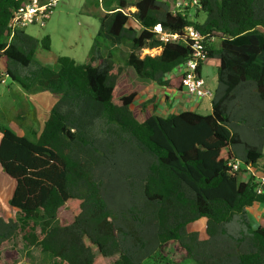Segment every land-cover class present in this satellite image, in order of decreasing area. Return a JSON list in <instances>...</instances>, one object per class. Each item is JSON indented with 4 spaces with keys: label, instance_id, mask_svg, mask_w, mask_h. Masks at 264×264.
<instances>
[{
    "label": "trees",
    "instance_id": "obj_1",
    "mask_svg": "<svg viewBox=\"0 0 264 264\" xmlns=\"http://www.w3.org/2000/svg\"><path fill=\"white\" fill-rule=\"evenodd\" d=\"M27 1L0 0V80L8 75L56 102L38 130L27 125L35 140L0 124V166L15 182L8 215L0 212V264H18L24 251L47 253L52 264H95L98 256L108 264H264V216L252 228L247 215L264 208V191L227 165L242 158L257 167L264 157L256 144L238 151L245 131L229 125L236 102L264 133V0H187L182 10L172 9L176 0H100L97 36L110 46L95 38L83 62L61 55L56 68L24 73L37 46L50 47L48 35L37 39L24 27L9 39L12 12ZM157 24L181 35L193 25L206 37V57L219 60L209 114L160 116L148 101L134 104L136 89L125 88L133 75L183 88V75L171 72L191 48L163 43ZM117 44L129 45L123 60L112 58ZM158 46V55L138 54ZM70 200L78 213L56 223ZM200 219L206 238L188 228Z\"/></svg>",
    "mask_w": 264,
    "mask_h": 264
},
{
    "label": "rangeland",
    "instance_id": "obj_2",
    "mask_svg": "<svg viewBox=\"0 0 264 264\" xmlns=\"http://www.w3.org/2000/svg\"><path fill=\"white\" fill-rule=\"evenodd\" d=\"M103 6V7H102ZM104 4L102 5L100 0H59L54 7L51 16L46 20L44 26L37 24H30L23 28V31L37 39L48 35L50 39L49 49H45L40 45L37 46L34 54L33 61L28 67H22L21 70L24 73L30 71V69L37 65H46L52 68H56V57L65 55L74 58L77 62H83L90 54L91 48L94 44L95 38H98L100 43L110 46L109 41L101 36H97L99 27V21L95 16L100 10L103 11ZM127 11L135 10L134 7H128L124 9ZM191 18L193 15V9L190 11ZM204 15L200 13L197 18L198 21H202ZM218 43V39H215ZM130 51L128 44H117L116 50L113 53L112 58L114 60H123V57ZM142 53V52H141ZM202 75L208 85L216 83L215 70L213 67L207 64H202ZM211 87V86H210ZM21 87L7 75L4 76V81L0 80V124L9 127L14 132H20L15 127L27 125L34 130H38L40 126L39 120L43 119L44 110L39 105L34 104L32 100L28 99L30 95L20 92ZM185 91V89H183ZM28 93V92H26ZM206 101V108L203 106L199 109L201 114H209L211 111L210 100L211 98L203 97ZM44 107V105H42ZM47 106V105H46ZM42 107V108H43ZM48 107V106H47ZM44 109H47L46 107ZM46 111V110H45ZM22 114H21V113ZM37 116L36 118L33 114ZM255 114V113H253ZM229 125L232 129H242L245 131L241 137L242 142L237 144L236 149L244 154L245 142L259 145L264 153V133L258 134L257 132V120L251 113V109L240 103H231V117ZM26 127V126H24ZM257 134H256V132ZM29 131V130H27ZM25 132V130H23ZM22 133V132H21ZM31 140H35L34 135L29 132L23 133ZM254 136V139L252 138ZM241 165L244 167V160L239 158ZM2 176L4 172L0 170ZM245 178L248 179V172L243 171ZM6 177V176H5ZM4 181L0 175V188L3 187ZM8 207V206H7ZM79 211V202L77 200H70L64 206L62 205L55 222L59 224L68 223L74 215ZM0 212L7 214V209L4 205L0 204ZM247 215L251 227L255 226L257 217L251 209H247ZM190 230L198 232L200 238H206L207 234L206 223L204 219L197 220L188 225ZM25 256V257H24ZM160 261L166 262L165 258H161ZM168 261V260H167ZM198 261L193 262V259L186 260L183 264H196ZM18 264H52L50 256L42 254H29L23 252L22 260ZM95 264H108L107 260L98 256ZM148 264V263H144ZM217 264V263H216Z\"/></svg>",
    "mask_w": 264,
    "mask_h": 264
},
{
    "label": "built area",
    "instance_id": "obj_3",
    "mask_svg": "<svg viewBox=\"0 0 264 264\" xmlns=\"http://www.w3.org/2000/svg\"><path fill=\"white\" fill-rule=\"evenodd\" d=\"M59 0H28L22 6L13 10L12 16L8 22L10 28L9 39L12 37L13 32L17 28H22L30 24H37L44 26L46 20L51 16V13ZM195 1V0H194ZM188 5L187 0H176L172 6L173 10H182ZM153 31L156 37L163 43L183 41L187 43L191 48V54L189 58L182 64L176 66L171 74L183 75V89L189 94L199 98L207 97L212 98L214 92L209 88L204 78L201 77L200 72L197 71V67L200 63H204L208 58L206 37L202 35L193 25H189L185 28V32L181 35L175 32H168L164 30L159 24L153 26ZM162 46L153 48H141L138 51L140 57L145 55L155 56L160 54ZM142 52V53H141ZM4 81V76L1 77V82ZM227 165L232 172H243L241 168L246 171H254L252 166L244 163V167L239 160H229ZM255 191L261 193L264 191V173L262 175L255 176L254 178Z\"/></svg>",
    "mask_w": 264,
    "mask_h": 264
},
{
    "label": "crops",
    "instance_id": "obj_4",
    "mask_svg": "<svg viewBox=\"0 0 264 264\" xmlns=\"http://www.w3.org/2000/svg\"><path fill=\"white\" fill-rule=\"evenodd\" d=\"M214 44L217 45L218 43L214 41ZM203 64H207L213 67L215 70V75L217 74V66L219 64L218 58L216 57L208 58ZM202 67L203 65L201 66V69H200V75H202ZM215 78H216L215 84H212V82H210V85H208L207 82L205 81L206 85L209 88H211L213 92L215 91L217 87V76H215ZM125 88L127 90L136 89L137 96H136V99L134 100V104L148 101L147 107L149 111L155 114H158L160 116H166L169 113H178L184 110H192L197 113H200L199 109L202 106L206 108V101L204 100V98H199L193 95H189L186 91H183V88L180 90L173 89V88H167V87L158 85L157 83L153 81L141 79L137 77L136 75H133L131 79L128 82H126ZM20 89H21L20 92L23 93L24 90L22 88ZM23 94L30 95V97H28L29 100H31L30 98H34L32 102L34 104L39 105V107L44 110L43 119L47 116L48 111L56 102V98H54L47 92H33V93L24 92ZM42 105H44V107ZM45 107L47 109H44ZM210 107H211V100H210ZM38 121L40 123L42 122V120H39V119ZM13 125H15V127H18L17 129L20 132H23V130L27 132L26 131L28 130L27 127H29L27 126L28 124L24 125L26 127L22 125V128L20 129L19 126L16 125V123ZM0 137H1V134H0ZM259 160H260L258 163L259 165L257 167H252L254 171H247L249 174L248 175L249 177L253 176L254 178L255 176L262 175L264 173V157L260 158ZM0 170H2L1 166H0ZM0 175L5 183L3 187L0 188V204L4 205L8 211L9 210L7 207L9 206L8 199L10 198L12 194L15 182L9 176H7L5 172H4V176H2L1 173ZM239 179L247 180L243 172L239 173ZM249 209H251L253 213L256 215L257 220L264 216V208L262 206L250 207ZM24 252L26 253V251ZM38 254H41V253H38ZM42 255H47V253H42Z\"/></svg>",
    "mask_w": 264,
    "mask_h": 264
}]
</instances>
